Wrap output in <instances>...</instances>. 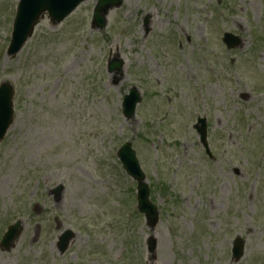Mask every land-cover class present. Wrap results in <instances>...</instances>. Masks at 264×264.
Returning <instances> with one entry per match:
<instances>
[{"label":"rangeland","instance_id":"374dc122","mask_svg":"<svg viewBox=\"0 0 264 264\" xmlns=\"http://www.w3.org/2000/svg\"><path fill=\"white\" fill-rule=\"evenodd\" d=\"M19 1L0 0V85L15 89L0 242L16 221L23 230L0 264H264V0H123L103 30L92 28L98 0H86L57 26L46 15L8 58ZM224 33L242 45L228 51ZM117 57L122 75L108 71ZM133 87L142 102L127 120ZM126 142L159 209L153 229L118 158Z\"/></svg>","mask_w":264,"mask_h":264},{"label":"water","instance_id":"95a60500","mask_svg":"<svg viewBox=\"0 0 264 264\" xmlns=\"http://www.w3.org/2000/svg\"><path fill=\"white\" fill-rule=\"evenodd\" d=\"M86 0H21L18 6L16 19L14 22L12 42L8 50L9 57H15L24 47L29 38L33 35L35 26L43 20L44 15L48 13L54 25L63 22L76 8ZM123 0H99L94 11L93 27L104 29L107 26V16L110 10L120 8ZM224 42L229 49L239 47L242 44L240 38L231 34H225ZM124 62L114 60L109 65V71H118L122 74ZM14 90L9 83H4L0 87V141H2L14 121L13 107ZM142 97L137 88H132L130 94L125 96L123 102V114L126 119H132L136 115L137 105ZM200 135L201 143L210 154L207 142V122L206 119H199L195 126ZM119 158L123 163L128 175L138 182V208L146 216L148 225L153 229L159 220V213L156 206L150 201V188L146 183V177L140 167L136 152L132 149L130 143L125 144L119 151ZM62 188L54 190L56 197L60 196ZM22 231V222H17L11 226L6 233L2 245L5 250H11ZM71 231L65 232L60 238L58 244L60 252L64 253L74 238ZM148 251L152 256L156 251V241L154 238L149 240ZM244 255V242L237 239L234 243L233 257L239 261Z\"/></svg>","mask_w":264,"mask_h":264}]
</instances>
